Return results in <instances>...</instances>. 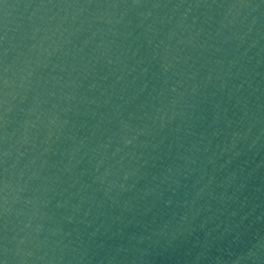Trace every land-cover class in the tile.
Returning <instances> with one entry per match:
<instances>
[{
  "label": "water",
  "instance_id": "95a60500",
  "mask_svg": "<svg viewBox=\"0 0 264 264\" xmlns=\"http://www.w3.org/2000/svg\"><path fill=\"white\" fill-rule=\"evenodd\" d=\"M0 264H264V0H0Z\"/></svg>",
  "mask_w": 264,
  "mask_h": 264
}]
</instances>
